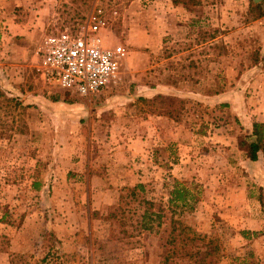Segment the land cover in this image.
Instances as JSON below:
<instances>
[{"label": "rangeland", "instance_id": "1", "mask_svg": "<svg viewBox=\"0 0 264 264\" xmlns=\"http://www.w3.org/2000/svg\"><path fill=\"white\" fill-rule=\"evenodd\" d=\"M198 1L0 0V264H264V155L236 145L264 121V14ZM96 5L117 11L116 82L94 97L45 84L42 39ZM173 179L194 200L172 215ZM138 182L156 233L134 227L135 203L120 226L118 195Z\"/></svg>", "mask_w": 264, "mask_h": 264}, {"label": "built area", "instance_id": "2", "mask_svg": "<svg viewBox=\"0 0 264 264\" xmlns=\"http://www.w3.org/2000/svg\"><path fill=\"white\" fill-rule=\"evenodd\" d=\"M117 14L96 5L83 26L50 32L37 48L39 78L47 85L82 97H94L117 80L122 44L106 45L104 37L110 17Z\"/></svg>", "mask_w": 264, "mask_h": 264}, {"label": "trees", "instance_id": "3", "mask_svg": "<svg viewBox=\"0 0 264 264\" xmlns=\"http://www.w3.org/2000/svg\"><path fill=\"white\" fill-rule=\"evenodd\" d=\"M188 1V3L192 5L199 3L198 0ZM170 2L171 4L177 5L181 3L182 0H170ZM248 9L250 13L254 14V19L261 17L264 14V9H262L260 2L253 3L249 0ZM1 95L3 94L1 93ZM6 100L7 102H12L14 107L21 110L28 107V105H23L19 100L13 97L6 98ZM8 127H10V125H8ZM15 128H17V132H23L25 127L21 124ZM245 132L246 135L239 136L236 139V145L244 152L246 158L255 161L258 157V153L264 155V121H252L249 131L246 130ZM144 191L143 184L138 182L132 186L124 187L122 192L118 195V205L116 210L122 214H120V226L122 229H124L123 227L129 218L127 217L128 212L132 210L131 204L135 203L136 205H141L142 209L134 220V227L148 232H157L161 223L162 212L159 208L154 209L153 202L143 197ZM166 195V208L172 215L181 210H190L193 206L194 193L183 182L178 181L177 179L172 180L170 188L166 191ZM259 198L260 203L262 204L261 195ZM135 212L136 211L134 210L130 212V218ZM5 213L6 211L2 213L1 218H3ZM171 224H173V221ZM171 227L173 228V225H171ZM174 241V235L170 234V238L167 242L173 244ZM47 255L48 252L37 261V264H47Z\"/></svg>", "mask_w": 264, "mask_h": 264}, {"label": "water", "instance_id": "4", "mask_svg": "<svg viewBox=\"0 0 264 264\" xmlns=\"http://www.w3.org/2000/svg\"><path fill=\"white\" fill-rule=\"evenodd\" d=\"M253 3L260 2L261 0H251Z\"/></svg>", "mask_w": 264, "mask_h": 264}]
</instances>
